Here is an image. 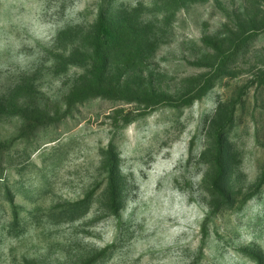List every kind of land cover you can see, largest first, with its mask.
<instances>
[{
    "label": "rangeland",
    "instance_id": "obj_1",
    "mask_svg": "<svg viewBox=\"0 0 264 264\" xmlns=\"http://www.w3.org/2000/svg\"><path fill=\"white\" fill-rule=\"evenodd\" d=\"M0 264H264V0H0Z\"/></svg>",
    "mask_w": 264,
    "mask_h": 264
}]
</instances>
